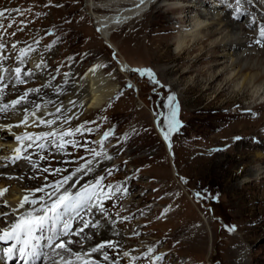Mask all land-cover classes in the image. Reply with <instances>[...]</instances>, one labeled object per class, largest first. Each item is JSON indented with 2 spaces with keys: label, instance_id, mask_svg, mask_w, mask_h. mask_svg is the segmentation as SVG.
Listing matches in <instances>:
<instances>
[{
  "label": "rangeland",
  "instance_id": "374dc122",
  "mask_svg": "<svg viewBox=\"0 0 264 264\" xmlns=\"http://www.w3.org/2000/svg\"><path fill=\"white\" fill-rule=\"evenodd\" d=\"M104 2L106 0H95L96 4ZM252 2L255 3L254 0H242L243 14L238 18L234 11L237 7L236 0H226L223 2L224 6L217 10L221 11L222 16L232 15L234 22L246 26L253 17L246 11L252 7ZM171 4L170 6L174 5ZM159 6L162 5L159 3L148 9L146 24L158 20L156 13ZM5 8L25 10L23 16L13 12L9 19L0 20V23L7 25L11 18H15L13 27L7 29L9 34L16 31L20 21H34L23 31H16L11 39L19 41L21 47L26 46L24 41L33 43V37L41 40L40 45L34 46L47 57V71L51 72L60 66V72L55 73L57 80L54 81V86L63 84L62 72L70 74L72 82H68L71 85L73 82L84 81L89 69L96 65L105 66L102 67L105 77L112 79L109 72L115 76L113 83L118 90L113 97L119 96V99H110L112 107L105 105L103 108L107 110L103 113L100 112L101 108L87 109L86 113L77 115L79 119H73L72 125L92 120L100 123V132L77 137L81 142L85 139L97 141L109 128L115 133L105 142L113 160L102 161L97 170L105 168L106 165L118 168L119 171H114L104 183L127 186L129 194L116 201L115 206L113 201L106 202V205L110 204L113 213L120 211L121 216L132 217L125 225L119 224L122 225L121 228L116 226L122 234L124 250L132 252L133 255H141L147 248L152 247L156 249L155 254H163L165 257L160 264H264V203L261 202L264 179L246 182L255 167L264 168V147L259 145L260 147L250 149L248 146L232 144L236 137H240L237 141H242L248 131H237L232 142L223 139L213 143L214 134H222L225 126L230 124L231 115L243 112L245 116H253L254 120L262 118L264 110L258 109L256 113L251 110L253 105L261 104L262 99L251 101L248 98L231 99L226 96L214 99L215 94L206 95L196 86L193 75L181 77L187 66L184 64L190 58L189 51L179 56L175 40L181 32H168L169 28L177 27L178 23L174 25L175 22L157 21V30L167 31L150 37L156 41V45L146 55L135 42L130 41L131 33L137 28L135 23L126 24L113 31L111 42L113 49L117 51L106 45V38L104 39L98 30V24L90 16L92 10L88 0H0V10ZM28 9H32V12H27ZM36 12L42 13L38 19L34 16ZM95 14L108 16L112 11L98 9ZM184 15L185 13H169L167 18ZM247 26H250L249 30L257 37L255 25ZM164 40L168 44H162ZM47 45L52 47L43 51ZM122 59L125 61L123 64H128L130 68L153 69L165 87H157L153 91L154 86L146 78L142 79L131 72L123 73L120 71ZM42 82L43 79L37 78L27 86L36 87ZM127 83H131L133 89L125 87ZM64 85L67 86L63 84V87ZM48 90L54 93L52 89ZM169 94L177 97V118L181 123L180 129L170 138L172 151H169L155 124L158 117L161 126L166 124L164 116L168 113V107L165 97ZM32 99L39 100L38 97ZM101 116H106L107 119L102 120ZM212 124L221 129H211ZM260 133L264 134V130ZM254 137H250V142L252 138L256 142L257 138ZM15 145L9 134L0 132V155H10L17 146ZM89 146L96 147V144ZM70 148L64 161L75 160L77 156H89L83 149L78 148L74 152ZM52 154L62 158L59 153L53 151ZM256 154H262L263 158H256ZM48 163L55 164L57 160L55 158ZM69 165L76 167L75 163ZM22 168L24 171L28 169L25 161L0 168V173L18 176ZM1 178L0 189L8 187L9 191L13 189L23 193L24 187L16 184L15 179L10 180L6 176ZM24 180L30 181L32 186L39 184V180L33 182L26 176ZM197 192L207 194L208 198L197 199ZM4 200L9 204L15 203L14 199L11 200L6 195L0 199V203L3 204ZM3 210L7 209L0 207V211ZM101 222L106 223L103 220ZM3 225L0 220V228ZM227 226H235L236 231L229 232ZM201 227H205L209 241L213 238V252H209V242L202 250L203 253L194 248ZM133 230L139 235H132ZM122 263L127 264L126 260H121ZM136 264H149V261L140 260Z\"/></svg>",
  "mask_w": 264,
  "mask_h": 264
},
{
  "label": "snow or ice",
  "instance_id": "6c2138e0",
  "mask_svg": "<svg viewBox=\"0 0 264 264\" xmlns=\"http://www.w3.org/2000/svg\"><path fill=\"white\" fill-rule=\"evenodd\" d=\"M261 2L264 3V0ZM144 4L145 0H135L130 10L140 9ZM241 4L242 0H236L237 7L234 11L237 13V18L243 14ZM26 11L31 13L32 9ZM13 12L21 16L25 15L23 9L5 8L0 10V20L9 19ZM41 15L42 13L39 12L34 13L37 19ZM122 18L117 16L115 22L119 23ZM15 22V18H11L7 25L0 23V119L12 121L16 118L13 123H0V130L11 133L17 145L10 155H0V168L15 166L19 161H25L29 171L18 176L5 173H0V176L19 182H23L27 176L29 180L41 182L35 186L24 187L23 195L16 206H9L6 200L0 205L10 208V211L0 212V220L5 225L0 228V242L7 245L0 256L9 260L18 258L23 264H37L42 257L45 261L50 260L51 264H121V260H126L127 264H136L140 260H148L149 264H160L165 257L163 254H155L156 249L152 247L147 248L141 255H133L132 252L124 250L119 241L111 237L96 241L100 236V229L105 227L101 220L106 222L111 236H120L117 224H123L132 218L121 216L120 211L113 213L110 207L105 206L107 201H113L115 206L116 201L129 194L126 185L104 183L114 171L119 169L105 167L97 170L102 161L113 160L105 142L115 133L109 128L97 141L85 139L81 142L77 139L99 133L100 123L92 120L72 125L74 117L79 119L75 109H83L86 103L75 91L67 101L44 99L47 96L45 89H52L57 97L64 95L66 90L63 84H67L72 77L68 72H62L63 84L54 86V81L57 80L55 73L60 72V66L58 65L51 72L47 71L49 66L42 51L36 47L40 45L41 40L33 37V43L24 41L26 46L21 47L19 41L11 39L16 35V31H23L34 21H20L16 31L9 34L7 29L12 28ZM250 24L255 25L254 30L257 32L254 43L264 47V22H257V18L253 16ZM50 47L52 45L45 46L43 51H47ZM9 61L12 63L9 64ZM29 63L32 67H28ZM102 67L105 66L96 65L91 67L89 72L95 77L98 69ZM120 71L135 73L142 79L146 78L154 86L153 91L157 87L161 89L165 87L151 68L122 67ZM40 74H44L47 78L43 79L39 86L28 87L29 82L43 78ZM108 75L115 79L111 72ZM85 83L90 87L87 81ZM104 84V77L101 76L97 84L98 94L99 91L104 90ZM125 87L133 89L131 83H127ZM13 96L14 98H10ZM33 97H38L40 102L32 99ZM165 98L168 113L164 116L166 124L160 126V132L163 140L169 142L168 147L171 148L170 138L181 127L177 118L179 105L175 94H169ZM111 99H119V96ZM107 107H112L111 100ZM106 110L102 107L100 112ZM101 119L106 120L107 117L101 116ZM34 128L46 130L13 132V129ZM235 139L239 140L240 137ZM93 143L96 147L89 146ZM69 147L83 149L89 156H77L75 160L69 161L61 159V164H76L71 170L65 167H51L48 161L55 159L53 151L62 156L69 155L67 151ZM41 162H45L43 166ZM88 175L92 176V182L86 181L81 184V180ZM49 176L53 179L49 180ZM181 179L187 183L183 177ZM8 192V187L0 189V199ZM195 196L197 199L208 198L207 194L201 192L195 193ZM227 230L235 232L236 227L227 226ZM132 235L138 236L139 233L133 230ZM110 252L112 255L109 254Z\"/></svg>",
  "mask_w": 264,
  "mask_h": 264
},
{
  "label": "bare ground",
  "instance_id": "6f19581e",
  "mask_svg": "<svg viewBox=\"0 0 264 264\" xmlns=\"http://www.w3.org/2000/svg\"><path fill=\"white\" fill-rule=\"evenodd\" d=\"M254 1L255 3L252 2L254 3L252 7L247 8L246 11L255 16L257 18V22H264V11L262 10L264 3H262L261 0ZM88 2L90 10H92V12H90V16L92 17L94 22L98 24L100 33L102 34L104 39L106 38V45L108 44V46L112 48V50H116L113 49V44L111 42V35L113 34V31L117 28L123 27L126 24H137V28L134 29L131 33L130 41L135 42V44L138 45L139 50L148 55L152 51L153 45H156V41L154 39H151L150 37L153 34L167 31L166 29L157 30V28L155 27L157 25V21L161 20L166 23L175 22L174 25L178 23L179 25L177 24V27L175 26L169 28L168 32H181L175 40L176 51L179 56H183L186 52L189 51L190 58L187 60L188 62L184 64L187 66L186 70L182 72L181 77H185L188 74L193 75L196 80V86H199L202 89L203 93H205L206 95L212 93L215 94L216 96L213 97L214 99H217L219 96H226L231 99H234L236 97H240V99L248 98L251 101H259L260 99H262L261 104H255L252 106V109H249L254 110V113H256V110L258 109L264 110V47L257 46L254 43V40L257 38L256 34L254 35V33L249 30L250 26H247L251 24L248 23L246 26H241L234 22V20H232V15H221V11H218L217 9L218 7L224 6L223 2H226V0H145V4L140 9H136L135 11L130 10L133 8L135 0H106V2L102 4H96L95 0H88ZM159 3L162 6H159L156 13V19L158 20L150 22L149 25L146 24V21H148L149 17L148 9H152V7L158 5ZM171 3L174 5L170 6ZM166 6L169 7L166 9ZM164 8L166 9V11L163 10ZM98 9L112 11V14L108 16H98L95 14ZM169 13H178L179 15L185 13V15L182 17L176 16L173 19H169V17L167 18V15ZM117 16L123 17L119 23L115 22ZM220 35L221 37H219ZM167 40H164L161 43L168 44ZM44 58L47 62V57L44 56ZM124 62L125 61L122 59L120 62V69L122 67L130 68L128 64H123ZM10 63L12 62L9 61V64ZM28 67H32V65L29 63ZM180 70L181 69H179V71ZM123 73H125V71H123ZM40 76L43 77L45 75L40 74ZM101 76L104 77L105 84L103 85L104 90L99 91L98 94L97 84L99 83V78ZM46 78L47 77H43L41 79ZM86 81L88 82V85H90V87L86 86ZM113 82V79L105 77L102 68H99L95 77H93L89 72L86 79L80 83L73 82L70 85V82H68L66 84L67 86L64 85L66 87H64L66 90L65 94L59 97L55 95V92L50 93L48 89H45L44 91L47 92V96H45L44 99L67 101L71 93L75 91L80 96H82L86 102L83 109H75L76 115L80 113L83 114L86 113L87 109H100L108 104L111 97H113L118 90L117 85H115ZM10 98H14V96ZM89 100L91 101L90 103L87 102ZM37 102L40 101L37 99ZM230 118L231 122L229 125L225 126V130L223 131V133L214 134L213 143L217 140L219 141L223 139L224 141L232 142L237 131H248L245 133V137L242 141H237L236 139H234V142H232V144L238 145L240 147L248 146L250 149H255L260 146L264 147V134L260 133L262 130H264L262 129V126L264 125V115L262 116V118L254 120L253 116H245V113L240 112L236 115H231ZM15 119L16 118H14L12 121L0 119V123H13L15 122ZM73 119L75 120V117ZM210 127L214 130L221 129L215 124L210 125ZM256 129H258L259 131H255ZM42 130L46 129H13V132H39ZM253 130L254 132H252ZM2 131L6 134H9V136L14 139L11 133H8L5 130H0V132ZM252 135L257 138L256 142L253 138L250 142L249 139ZM165 143L167 144V142ZM70 150L76 152L77 149L70 148ZM112 152L113 151H111V153ZM255 157L258 159H262L263 155L256 154ZM33 158L35 159V157ZM55 158L57 160V163L51 164V167H65L69 168L70 170L75 168L74 165L70 166L67 163H60L61 159H66L65 155H63L61 159L56 156ZM44 163L45 162H41V166H43ZM21 170L22 172H19L20 174L26 173L29 171V167L26 171H24V168H22ZM1 177L2 176H0V178ZM90 178H92V176L88 175L84 177V179L81 180L80 183L83 184L86 181L88 183H91L92 179ZM52 179L53 177L49 176V180ZM263 179L264 168L261 166H257L252 170L250 178L246 182L251 183L254 181H263ZM32 181L35 182L36 180ZM40 182L41 181H39V183ZM16 184L21 185L22 187L32 186V183L26 180H23V182H19L16 180ZM22 195L23 193L20 191H15L13 189L10 190L6 194V197L11 198V200L14 199L15 203H8V205L16 206L19 203ZM262 196L263 197L261 199V202L264 203V192ZM105 206L110 207V204H107ZM6 209L7 210L3 211H10V208ZM97 219H99V217H97ZM9 220H11V217H9ZM102 224H105V227L101 229L100 236L96 238V241L111 237L112 239L119 241L123 245V240L121 237L122 234L120 236H111V233L108 232L107 224L104 222ZM117 226L118 228L122 227V225L119 224H117ZM204 228L205 227L200 228L199 237H197L195 240L194 248L197 251H202L204 250L205 245H207L209 242V252H213V238L212 241L211 239L210 241L208 240ZM109 254L112 255L111 252Z\"/></svg>",
  "mask_w": 264,
  "mask_h": 264
},
{
  "label": "water",
  "instance_id": "95a60500",
  "mask_svg": "<svg viewBox=\"0 0 264 264\" xmlns=\"http://www.w3.org/2000/svg\"><path fill=\"white\" fill-rule=\"evenodd\" d=\"M116 52V51H115ZM136 69H139V68H136ZM160 117H158L156 120H155V123H156V128H157V131H158V133H159V135L161 136V138L163 139V137H162V134H161V132H160ZM169 142H167V144H168ZM170 143H171V140H170ZM171 147H172V144H171ZM169 151H172V148H169Z\"/></svg>",
  "mask_w": 264,
  "mask_h": 264
}]
</instances>
